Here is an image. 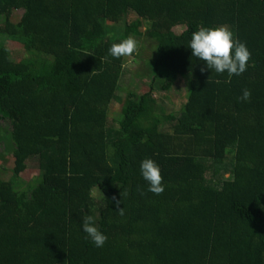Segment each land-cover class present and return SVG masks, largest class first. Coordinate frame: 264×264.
I'll return each mask as SVG.
<instances>
[{"label": "trees", "instance_id": "obj_1", "mask_svg": "<svg viewBox=\"0 0 264 264\" xmlns=\"http://www.w3.org/2000/svg\"><path fill=\"white\" fill-rule=\"evenodd\" d=\"M217 25L251 53L240 76L187 47ZM129 37L136 56L154 49L153 76L121 98L126 56L109 49ZM183 79L185 99L167 112L156 84ZM0 118V264H264V0H0ZM146 157L159 195L140 174ZM88 215L103 247L81 231Z\"/></svg>", "mask_w": 264, "mask_h": 264}, {"label": "clouds", "instance_id": "obj_2", "mask_svg": "<svg viewBox=\"0 0 264 264\" xmlns=\"http://www.w3.org/2000/svg\"><path fill=\"white\" fill-rule=\"evenodd\" d=\"M191 55L203 61L205 67L218 74L227 73L229 78L240 76L246 70L251 53L246 44L234 38L232 30L225 26H201L191 33L187 46ZM137 48V42L129 37L119 43H114L109 53L114 58L131 56ZM203 70V69H202ZM251 96L248 89H244L238 100L247 102ZM140 174L148 184V191L159 195L164 191L159 165L150 157L140 161ZM120 202L117 201V204ZM123 215V208L119 209ZM81 231L97 247H103L107 236L99 229L93 216H85L81 224Z\"/></svg>", "mask_w": 264, "mask_h": 264}, {"label": "rangeland", "instance_id": "obj_3", "mask_svg": "<svg viewBox=\"0 0 264 264\" xmlns=\"http://www.w3.org/2000/svg\"><path fill=\"white\" fill-rule=\"evenodd\" d=\"M137 16L135 14H132L128 16L127 21H133L136 19ZM145 26L141 27L140 30L144 31ZM113 32V31H112ZM114 33V32H113ZM138 41H140L141 44L146 45V40L142 36L138 38ZM148 44V43H147ZM144 45V46H145ZM9 50L11 52V55L18 59L19 57L23 56V50L18 46L14 44L8 45ZM154 49L150 50V46L147 45L146 48L142 49L140 54L136 56V54H132L131 56H126L124 61V67L123 71L119 80V88L117 90L118 96L121 98H124L130 91L136 92L138 94L144 93L149 90L150 84H151V77L153 76V70L151 69V61L150 58L153 56ZM150 61V62H149ZM159 84H156V88L153 92L154 96L161 100V103H165L164 109L167 112H170L172 110H179L181 107V103L185 99V94L187 91V81L186 79H183L181 82L177 83L174 87L171 88L169 91H163L161 90ZM121 101L120 100H114L113 103L110 106L109 110V121L111 124L109 125L110 128H108V134L110 138H115L119 135V128L117 125L116 118L120 112L121 109ZM0 126L7 127V129H10V124L7 120H3L0 118ZM4 141H0V152L4 149ZM2 164H5L4 162ZM33 163H30L29 166H32L35 168V165H32ZM37 164V163H36ZM33 168H29L26 170L22 176H20L23 180H28L33 174L37 171ZM8 169L5 167L3 174H7Z\"/></svg>", "mask_w": 264, "mask_h": 264}]
</instances>
